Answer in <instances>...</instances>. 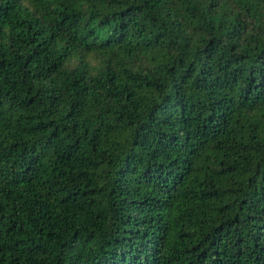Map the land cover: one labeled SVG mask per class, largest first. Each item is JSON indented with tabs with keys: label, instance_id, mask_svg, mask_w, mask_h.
Wrapping results in <instances>:
<instances>
[{
	"label": "trees",
	"instance_id": "16d2710c",
	"mask_svg": "<svg viewBox=\"0 0 264 264\" xmlns=\"http://www.w3.org/2000/svg\"><path fill=\"white\" fill-rule=\"evenodd\" d=\"M0 264H264V0H0Z\"/></svg>",
	"mask_w": 264,
	"mask_h": 264
}]
</instances>
